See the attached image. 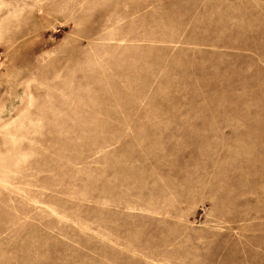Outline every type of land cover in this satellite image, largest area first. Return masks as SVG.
<instances>
[{"label": "rangeland", "instance_id": "obj_1", "mask_svg": "<svg viewBox=\"0 0 264 264\" xmlns=\"http://www.w3.org/2000/svg\"><path fill=\"white\" fill-rule=\"evenodd\" d=\"M0 264H264V0H0Z\"/></svg>", "mask_w": 264, "mask_h": 264}]
</instances>
